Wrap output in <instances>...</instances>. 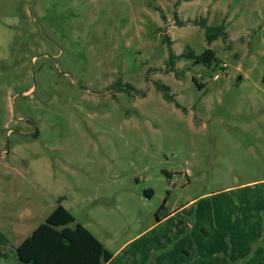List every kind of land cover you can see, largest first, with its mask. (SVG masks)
<instances>
[{
    "label": "rangeland",
    "instance_id": "obj_1",
    "mask_svg": "<svg viewBox=\"0 0 264 264\" xmlns=\"http://www.w3.org/2000/svg\"><path fill=\"white\" fill-rule=\"evenodd\" d=\"M12 159L101 264H208L186 225L248 237L264 199V0H0L4 192Z\"/></svg>",
    "mask_w": 264,
    "mask_h": 264
},
{
    "label": "crops",
    "instance_id": "obj_2",
    "mask_svg": "<svg viewBox=\"0 0 264 264\" xmlns=\"http://www.w3.org/2000/svg\"><path fill=\"white\" fill-rule=\"evenodd\" d=\"M5 166L7 173L17 180L14 188L9 184L7 192L0 186V194L7 196V199L1 201L2 205L7 204L6 209H0V264H25L20 260L18 250L60 206L65 207L62 205L63 198H57V202L51 206L47 205L41 199L40 191L44 190L38 186L40 191L35 186L25 188V184L20 182L24 179V173L16 169L17 163L13 159L6 162ZM17 199H22L23 203L16 204ZM261 203L262 205L252 204L254 215L247 226L248 233L251 231L248 237L230 232L221 211L219 218L215 214L214 224L212 221L211 225L203 221L187 224L188 234L199 243L197 245L200 252L195 255L208 261V264H264V219L261 217L264 199ZM213 226L215 227L211 231ZM191 251L193 250L188 247L184 248L189 257L193 254ZM221 251H225L223 256L218 255Z\"/></svg>",
    "mask_w": 264,
    "mask_h": 264
},
{
    "label": "trees",
    "instance_id": "obj_3",
    "mask_svg": "<svg viewBox=\"0 0 264 264\" xmlns=\"http://www.w3.org/2000/svg\"><path fill=\"white\" fill-rule=\"evenodd\" d=\"M201 25L206 30L209 44L219 38L227 39L224 26L213 28L206 23ZM184 56L194 58L196 64L211 65L216 61V53L211 49L197 57L190 54ZM175 58L170 48V60L174 61ZM157 89L163 92L166 101L180 108L167 86L157 84ZM106 253L96 237L82 225L76 224L72 214L62 206L18 250L19 258L25 264H101V258Z\"/></svg>",
    "mask_w": 264,
    "mask_h": 264
},
{
    "label": "built area",
    "instance_id": "obj_4",
    "mask_svg": "<svg viewBox=\"0 0 264 264\" xmlns=\"http://www.w3.org/2000/svg\"><path fill=\"white\" fill-rule=\"evenodd\" d=\"M226 67H227V66L224 64V65H223V68H226ZM217 77H219V75H217Z\"/></svg>",
    "mask_w": 264,
    "mask_h": 264
}]
</instances>
